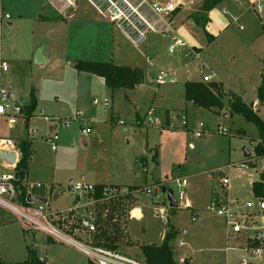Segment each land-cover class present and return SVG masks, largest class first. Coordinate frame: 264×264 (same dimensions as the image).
<instances>
[{
  "label": "rangeland",
  "instance_id": "rangeland-1",
  "mask_svg": "<svg viewBox=\"0 0 264 264\" xmlns=\"http://www.w3.org/2000/svg\"><path fill=\"white\" fill-rule=\"evenodd\" d=\"M0 1L10 15L0 23V53L9 64L0 74V86L13 94L12 103L25 106L32 93L36 97L33 115L28 119L19 116L16 128L0 118V137L20 143L22 131H29L38 153L32 170L45 181L34 180L44 184L35 194L47 200L52 213L59 212L55 219L61 226L65 219L70 220L65 227L69 235L88 244L91 238L80 223L90 219L97 227L93 242L106 241L95 235L98 219H108L106 229L118 232L116 250L143 260L140 246L160 244L174 226L177 233L170 245L179 264H264V255L253 256L251 250L239 246L248 243L252 229L234 233L224 216L210 210L216 194L223 192L222 173L216 169L224 167L230 177L226 205L242 225L260 226L264 211L259 207L261 198L252 189L257 170H264V156L254 158L260 131L242 115L217 116L184 99L187 80L213 75L226 91L224 107L235 94L253 104L264 120V98L258 96L264 83V9L258 13L248 0H223L213 10L204 11L210 23L204 27L197 16L201 17L198 9H203L205 0H187L188 5L173 14V22L163 19L160 27L154 24L144 41L136 43L117 23L110 22L104 0H72L62 8L53 0ZM208 34L214 38L209 40ZM175 39L180 43L172 48ZM192 45L199 47L201 58L190 53V48L195 49ZM40 47L48 62L35 60ZM78 61L139 66L145 78L134 89L112 91L96 76L79 72ZM161 70L169 76L158 83ZM95 98L107 100L108 106L95 105ZM112 115L123 124L117 120L113 125ZM177 115L187 116L188 127L182 126ZM150 116L160 119L163 126L150 124ZM199 122L206 126L203 136L196 135ZM89 125L106 130L87 148L82 127ZM219 127L227 131L220 132ZM56 134L58 148L53 150L45 136ZM88 169L109 175L106 182L141 186H135L139 190L130 196L100 202L94 193L69 191L76 182L91 183ZM0 171H9L1 159ZM177 177H186L187 185L184 205L173 208L167 194L154 186L165 182L179 202ZM144 187L153 188V193L142 192ZM57 192L61 195L55 199ZM120 202L123 206L117 208ZM248 202L254 207L246 209ZM194 216H198L196 221ZM29 249L47 264H88L90 260L73 245L51 242L43 232L25 230L15 216L0 208V264H19L28 257ZM181 256L189 263L181 262Z\"/></svg>",
  "mask_w": 264,
  "mask_h": 264
},
{
  "label": "built area",
  "instance_id": "built-area-1",
  "mask_svg": "<svg viewBox=\"0 0 264 264\" xmlns=\"http://www.w3.org/2000/svg\"><path fill=\"white\" fill-rule=\"evenodd\" d=\"M102 2L106 5V9L110 11L109 20L113 23H117L118 28L133 42L141 43L144 40L145 33L153 28L149 21L147 20L145 14L141 10L143 6H148L156 15L162 19H168L169 16L175 12L178 8L187 6V0H169L165 3L159 0H140L139 4L134 6L128 0H104ZM239 1V0H235ZM252 8H254L258 13H262L264 9L263 0H249ZM192 0L190 1V3ZM101 14L104 16V11L100 9ZM225 12V11H224ZM10 15L4 10V7L0 1V23L3 19H9ZM179 39H175V44L171 47L174 48L176 44L180 43ZM184 44V43H181ZM200 58V54L196 51L191 52ZM203 66L204 63L201 62ZM9 69V64L2 59L0 53V74ZM169 73L167 71L161 70L158 74V83L165 82L168 79ZM203 81L210 82L213 81V75H204ZM5 89L0 86V117H6L7 122L10 127H14L17 123V117L22 113V106L18 103H12L11 97L9 96ZM94 104H99L100 100L95 98L93 100ZM103 105H108V101H102ZM45 120H51L50 117L42 115ZM177 118L181 119V124L183 127H188L187 116ZM148 122L150 124L163 126L160 119L149 117ZM123 124V121H120ZM205 123L199 122L197 125L196 135L203 136L205 133ZM220 132H226L227 129L219 127ZM85 133H90L91 128L87 127L84 129ZM57 139L58 135L47 138V141L51 144L53 150L57 149ZM0 149L16 152L17 157L14 164H7L4 160V164L9 169V171H0V208L6 212H9L16 217L17 221L22 225V227L27 231L33 232H43L48 237L53 240L65 242L67 244L73 245L81 249L94 264H148L145 260H140L138 258L129 256L118 252L116 249H111L102 245L95 244L93 242L94 233L97 227L94 222L90 219H82L81 227L83 231L89 236L87 243H83L76 238L69 235L68 223H64L61 226L55 218H57L58 213H52L47 207V202L34 203L28 202L27 196L29 194H35L36 190L42 189L44 184L42 182L32 181L29 178L27 172L23 177H20L16 171L18 162L21 158V148L20 143L14 141L13 139L0 137ZM217 172L222 173L220 176V185L223 187V192L217 194L215 199L210 204V210L216 212L220 216H224L227 225L232 228L234 233H241L243 229H252L253 235L248 238L249 245L246 247L251 250L253 256L261 257L264 255V216L260 220V226L254 227L248 224L242 225L237 221V214L229 207L226 203L227 195L226 189L230 184V177L225 174L223 167L216 169ZM174 182L179 188V202L177 206L184 205L185 199V187L187 185L186 177H177ZM167 186L165 182H160L154 186V189L163 190ZM72 191L75 193H95L97 190V185L89 182L79 181L71 185ZM135 186L131 187L129 185H104L103 188V201L109 200L116 196H128L132 193L138 191ZM142 192L153 193V188L144 187L141 188ZM24 194V199H23ZM226 205V206H225ZM254 207L253 202H248L245 205L246 209ZM260 211H264V198H261L259 202ZM136 211V210H135ZM193 220H197V216L193 217ZM248 221V220H247ZM64 226V227H63ZM78 229V228H76ZM90 244V245H89ZM181 262H185L181 258Z\"/></svg>",
  "mask_w": 264,
  "mask_h": 264
},
{
  "label": "trees",
  "instance_id": "trees-1",
  "mask_svg": "<svg viewBox=\"0 0 264 264\" xmlns=\"http://www.w3.org/2000/svg\"><path fill=\"white\" fill-rule=\"evenodd\" d=\"M222 1L223 0H205L203 3V9L200 12L201 17L198 15L197 21L205 27L207 19L204 17V11L212 10L214 7L221 4ZM208 36L209 40L213 38L211 34H208ZM75 66L79 72H88L104 78L106 85L111 88L112 91L133 89L135 86L141 84L145 78L143 68L139 66L115 64L111 61H78ZM258 96L260 99L264 98V83L258 89ZM225 97L226 91L222 83L218 81L205 82L188 80L185 84V99L187 102H192L195 106L212 110L216 113H219L225 106ZM35 107L36 97L34 93H32L29 103L22 107V111L26 112L28 117H30L33 114ZM228 107L230 115H242L245 120L253 122L258 127L260 131V141L254 147L255 158L258 159L263 157L264 120L258 115L253 104L246 103L241 96L231 94L228 100ZM20 148L21 158L18 162L16 171L20 177H23L27 172L31 156L30 142L28 140H22L20 142ZM103 188L104 185H98L97 190L94 193L95 199L98 202L103 201ZM252 189L255 196L264 198V172H261L260 178L253 182ZM120 205L121 202L119 207L117 205V208L123 206L121 205L120 207ZM112 209H114V207H112ZM102 221L101 218L98 219V224H100L101 228L99 226L98 232L95 236L102 237L106 239V241L102 242V240H99L95 244L116 249L118 232H114L115 229L111 232L106 229V224L109 221L108 219ZM176 233L177 230L175 227L171 226L161 244L141 245L140 248L144 260L148 264H179V260L176 259L173 248L170 245V240L176 235ZM19 264H47V262L40 258L35 250L29 249L28 257ZM88 264L93 263L89 261Z\"/></svg>",
  "mask_w": 264,
  "mask_h": 264
},
{
  "label": "crops",
  "instance_id": "crops-1",
  "mask_svg": "<svg viewBox=\"0 0 264 264\" xmlns=\"http://www.w3.org/2000/svg\"><path fill=\"white\" fill-rule=\"evenodd\" d=\"M54 1V3L58 6V7H60V8H62V7H64L65 5H67V2H72V0H53ZM132 2L131 3H133V4H136L139 0H131ZM235 1V0H234ZM249 1V0H248ZM223 2V1H222ZM225 2V1H224ZM250 2V1H249ZM141 10L143 11V13L145 14V16L148 18V20H149V23L151 24V26L153 27V28H150L149 29V31L150 30H152V29H154V24L156 25V26H158V27H160L163 23L161 22V21H163V19L161 18V17H159L158 15H156L148 6H143L142 8H141ZM213 10V9H212ZM177 11V10H176ZM175 11V12H176ZM202 11V9H198V13H200ZM211 11V10H210ZM175 12H173L170 16H169V20H171L172 22H173V17H174V13ZM198 15V14H197ZM190 20V19H189ZM164 21H165V19H164ZM111 22V21H110ZM10 25H11V23H9ZM195 24V23H194ZM196 25V24H195ZM206 25H210V23H206ZM197 26V25H196ZM201 26V25H200ZM199 26V27H200ZM209 29H210V27H209ZM126 36V35H125ZM127 37V36H126ZM213 37V36H212ZM214 38V37H213ZM212 38V39H213ZM144 41V40H143ZM191 47H194L195 49V51H197L199 54H200V58H201V50L199 49V47H197V46H195V45H192ZM192 50L193 49H191L190 48V53L192 52ZM193 50V51H194ZM192 54V53H191ZM186 55H187V53H186ZM44 58H46V57H44ZM47 59V61H45V62H48L49 61V58H46ZM82 73H84V72H82ZM86 73V72H85ZM2 74V73H1ZM90 74H92V73H90ZM93 76H96L97 78H98V80L100 81V82H102L103 84H106L105 83V79L104 78H102V77H99V76H97V75H95V74H92ZM188 81V80H187ZM186 81V82H187ZM194 81H203V80H194ZM214 81V80H213ZM142 84V83H141ZM141 84H139V85H141ZM186 84V83H185ZM138 86V85H137ZM136 87V86H135ZM134 87V88H135ZM133 88V89H134ZM126 90H129V89H126ZM123 91H125V90H123ZM10 94H12V93H10ZM12 97H13V94H12ZM11 97V98H12ZM184 97H185V90H184ZM185 99V98H184ZM185 101H186V99H185ZM94 103V102H93ZM100 103H102V101H100ZM99 103V104H100ZM247 103V102H246ZM99 104H95V105H99ZM186 104H192V105H194L192 102H187L186 101ZM21 105V104H20ZM22 106V105H21ZM103 106H108V105H103ZM195 106V105H194ZM228 106V105H227ZM227 106L226 107H224L223 108V110H221L219 113H216V112H214V111H212V110H209L210 112H212L214 115H217V116H220V115H222V114H224L225 116H231L232 118L236 115H230V113H229V109L227 108ZM23 107V106H22ZM202 108V107H201ZM205 109V108H204ZM206 110H208V109H206ZM25 116V117H27V119H28V115L26 114V112H23L22 111V113L19 115L20 117L21 116H23V115ZM33 115V114H32ZM17 117V119H19L20 117ZM47 116V115H46ZM49 117V116H48ZM0 118H3V119H5V120H7L6 119V117H0ZM119 118L117 117H115L114 115H112V117H111V123L113 124V125H115V124H117L118 123V120ZM45 120V119H44ZM118 120V121H117ZM46 122H48V120H45ZM49 122H51V120H49ZM120 122V121H119ZM70 124H66V126L68 127ZM198 125V124H197ZM105 126H107V125H105ZM26 128L28 127V124L25 126ZM87 127H90L91 128V132L90 133H85L84 132V129L85 128H87ZM14 128V127H13ZM15 128H16V125H15ZM109 129V127H107V130ZM106 129H100V128H93L91 125H89V126H86V127H82V134L86 137V138H84V139H82V141H84V143H86V145H87V148H88V146L89 145H93L94 143H96V141L98 140V139H100V137H101V134H102V131H105ZM22 131V130H21ZM23 132V137H24V140H28L29 142H30V150H31V156H30V160H29V165H28V169H27V174L29 175V178L32 180V181H34V180H36V181H42V182H45V181H43V180H41L40 178V176H37V174L35 173V172H33V168H32V162H34V160L38 157V153L36 152V150H35V144H34V141H33V139H31L30 138V134H29V131H25V130H23L22 131ZM32 132L33 133H35V132H37V129H32ZM57 135V134H56ZM55 136V135H54ZM50 137H53V136H45V140H46V142L48 143V141H47V138H50ZM58 139H59V137H58ZM58 139H57V141H58ZM56 141V142H57ZM260 141V139L258 140V142ZM257 142V143H258ZM19 143V142H18ZM256 143V144H257ZM41 146V144H39L38 143V145H37V147H40ZM57 146H58V144H57ZM256 146V145H255ZM254 146V147H255ZM58 148V147H57ZM51 149H52V147H51ZM57 150V149H56ZM250 154V152H248V153H246V155H249ZM255 158V157H254ZM256 159V158H255ZM256 161H257V159H256ZM3 162V161H2ZM4 163V162H3ZM5 165V164H4ZM6 166V165H5ZM224 168V167H223ZM89 170V169H88ZM82 172L84 171L83 169L81 170ZM258 172H257V178L255 179V180H253V182L254 181H256V180H258L259 178H260V173L261 172H264V170H257ZM91 172V170H89V171H87V177H89V179H88V181H90L91 183H93V184H95V185H129V186H141V185H139V184H127V183H120V184H117V183H112V182H106V179L109 177V175H107V176H105L104 174H100V172H96V171H94L95 173H90ZM85 173V172H84ZM45 174L43 173L41 176L43 177ZM86 177V174H84V175H82V178H85ZM159 183L161 182V181H158ZM253 182H252V185H253ZM164 188H168L167 186H165ZM227 191V190H226ZM75 193V192H74ZM56 194V193H55ZM54 194V195H55ZM38 197H42L41 195H38V194H36ZM60 195H61V193H60ZM217 195V194H216ZM226 195H227V193H226ZM59 197V196H58ZM46 202H47V200H46ZM137 210H138V213L140 212V208H137ZM55 213H57V212H55ZM59 213V212H58ZM137 216V215H136ZM163 217L164 218H166L167 217V215H163ZM198 217V216H197ZM65 222L64 223H66L67 224V222H70V220L69 219H65L64 220ZM196 221V220H195ZM176 229V228H175ZM167 233V232H166ZM48 240H50L51 242H53V239H51L50 237H48ZM164 240V239H163ZM163 242V241H162ZM161 242V243H162ZM160 243V244H161ZM157 245H159V244H157ZM249 245V243H247V244H240L239 246L240 247H247ZM182 258V256L180 257V259ZM177 259V258H176ZM144 260V259H143ZM89 261H91V260H89ZM190 261V260H189ZM189 261L187 260V261H185V263H189ZM89 263V262H88ZM94 264V263H93Z\"/></svg>",
  "mask_w": 264,
  "mask_h": 264
},
{
  "label": "water",
  "instance_id": "water-1",
  "mask_svg": "<svg viewBox=\"0 0 264 264\" xmlns=\"http://www.w3.org/2000/svg\"><path fill=\"white\" fill-rule=\"evenodd\" d=\"M35 60L38 61V62H45L47 61L46 58H44L43 56V48L40 47L36 50L35 52ZM10 97H12V94L9 95ZM16 157H17V154L16 152H13V151H7V150H1L0 149V159L4 160L7 164H14L15 161H16ZM69 191H72V187H69L68 188ZM164 193L167 194V198H168V201H169V206L170 207H177V202H176V199L174 197V194L173 192L168 189V188H164L163 189ZM60 195V192H57L55 195H54V198L56 199L58 196ZM27 201L28 202H34V203H43V202H46L45 199L41 198V197H38L37 195H34V194H29L27 196Z\"/></svg>",
  "mask_w": 264,
  "mask_h": 264
}]
</instances>
